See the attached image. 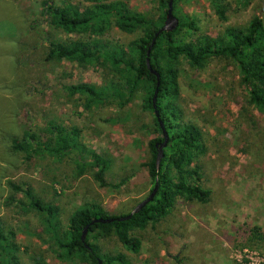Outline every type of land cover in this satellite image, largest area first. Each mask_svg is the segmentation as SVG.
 Masks as SVG:
<instances>
[{
  "label": "rangeland",
  "instance_id": "obj_1",
  "mask_svg": "<svg viewBox=\"0 0 264 264\" xmlns=\"http://www.w3.org/2000/svg\"><path fill=\"white\" fill-rule=\"evenodd\" d=\"M65 2L87 5L84 0H0V221L14 232L19 264H81L58 255L46 216L27 206L30 196L56 206L65 230L71 213L86 203L122 215L151 189L143 163L147 142L156 133L152 111L142 108L143 90L123 106L112 97L86 107L85 95H70L65 88L81 82L108 84L107 69L45 60L49 40L89 38L48 25V6ZM221 2L227 7L224 18L210 0L172 1V11L176 18L194 20L197 34H220L227 26L247 25L254 15L264 19V0H249L245 6L237 0ZM128 5L153 15L157 0H128ZM136 35L111 24L102 36L90 38L125 45ZM239 78L237 65L225 57L210 59L201 69L182 63L178 105L184 119L201 130L206 153L195 165L211 191L210 201L177 199L165 218L132 232L141 242L137 254L114 235L95 241L103 253H124L130 264H262L264 114L247 102ZM48 122L78 130L66 154L25 161L10 148L18 124L40 135ZM91 151L109 161L106 186L98 184L87 165L78 173L76 158L87 163ZM3 260L0 256V264Z\"/></svg>",
  "mask_w": 264,
  "mask_h": 264
},
{
  "label": "trees",
  "instance_id": "obj_2",
  "mask_svg": "<svg viewBox=\"0 0 264 264\" xmlns=\"http://www.w3.org/2000/svg\"><path fill=\"white\" fill-rule=\"evenodd\" d=\"M172 1L175 4L177 0ZM237 1L244 6L249 4V0ZM84 2L87 5L82 8L69 2L48 6V25L65 33H85L89 38L49 40L45 60L66 59L81 65L93 64L107 69L111 76L108 84L81 82L65 88L70 95H85L88 99L86 107L93 103H105L112 97H116L117 102L123 106L134 97L136 91L143 90L142 108L152 111L156 133L147 142L148 155L143 165L151 182L148 193L156 181L158 188L153 199L129 219L90 224L95 218L125 216L134 207L122 215H114L109 214L101 204L90 202L71 213L65 230L60 228L56 206L34 195L25 203L38 214L46 216L59 256L68 260L77 259L81 264H130L124 253L113 256L103 253L95 241L100 237L114 235L125 249L137 254L141 242L132 234L134 230H143L165 218L177 199L206 204L211 198V191L203 186L195 165L197 158L206 153L201 130L195 123L184 119L178 105L182 63L201 69L210 59L225 57L232 60L239 69V79L245 89L247 102L264 114V19L254 15L247 25L227 26L223 33L213 35L197 34L194 20L186 16L177 18L176 28L158 34L147 55L154 34L164 23L169 0H157L156 13L153 15L133 10L128 0ZM210 3L218 16L224 18L226 5L221 0H210ZM111 24L124 33L137 35L125 45L90 38V35L102 36ZM147 57L151 67L159 73L158 85L155 74L147 67ZM156 88V109L168 135L158 168L156 156L164 137L152 106ZM23 117L26 118L27 114L24 113ZM18 125L17 135L10 139V148L25 161L55 155L60 158L66 154L71 146L69 143L76 140L79 133L76 128L67 130L53 122H48L40 135L27 128L26 124ZM89 159L83 163L81 158H76L77 166L81 167L78 173L82 172V166L87 165L94 169L92 174L98 184L106 186L104 173L109 166L108 159L94 151L90 152ZM9 185L15 191L21 190L12 182ZM25 193L29 194L28 189H25ZM86 225L88 229L82 241L81 233ZM13 237L12 229L6 228L0 221V256H3L4 264H19L16 257L18 249Z\"/></svg>",
  "mask_w": 264,
  "mask_h": 264
},
{
  "label": "water",
  "instance_id": "obj_3",
  "mask_svg": "<svg viewBox=\"0 0 264 264\" xmlns=\"http://www.w3.org/2000/svg\"><path fill=\"white\" fill-rule=\"evenodd\" d=\"M177 25H178V19L174 16V14L172 12V0H169L164 23L157 30V32L154 34V37H153V39L151 41V45H150V47L148 48V51H147V55L149 54L150 48L154 44L157 35L160 34L163 31H171L174 28H176ZM146 64H147V67L150 70V72L155 74V76L157 78V85H158L159 84V78H160L159 73L151 67L148 57L146 59ZM157 91H158V89L156 88L155 91H154L153 97H152V106L154 108V114H155L156 118L158 119L161 131H162V135L164 137L163 142L160 143V145L158 147V153H157V156H156V166L158 168L160 159L162 157V148L166 145V141L168 139V135H167V132H166V130L164 128V125H163L162 121L159 118L158 110L156 109V104L155 103H156ZM157 188H158V183L156 181L154 187L147 194V196H145L142 200H140L137 204H135L134 207L130 210V212L127 215L120 216V217H117V218H108V219L101 218V217L100 218H95V219H93L90 222V224L98 223V222H100V223L111 222L113 219H117V220L129 219L134 213L139 212L142 207H144L148 202H150L153 199V197L156 194ZM87 229H88V225H86L83 228V230H82V233H81V240L82 241H84V239H85V235H86Z\"/></svg>",
  "mask_w": 264,
  "mask_h": 264
},
{
  "label": "built area",
  "instance_id": "obj_4",
  "mask_svg": "<svg viewBox=\"0 0 264 264\" xmlns=\"http://www.w3.org/2000/svg\"><path fill=\"white\" fill-rule=\"evenodd\" d=\"M262 264H264V259L261 260Z\"/></svg>",
  "mask_w": 264,
  "mask_h": 264
}]
</instances>
